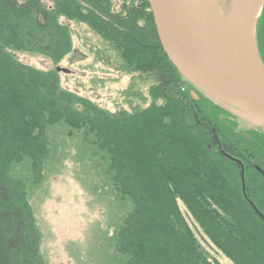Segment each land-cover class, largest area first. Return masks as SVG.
Here are the masks:
<instances>
[{
  "label": "trees",
  "instance_id": "1",
  "mask_svg": "<svg viewBox=\"0 0 264 264\" xmlns=\"http://www.w3.org/2000/svg\"><path fill=\"white\" fill-rule=\"evenodd\" d=\"M47 1L0 0V74L20 83L0 86L14 107L0 102V112L8 119L0 121L16 125L0 134V264H45L28 200L68 158L78 164L81 186L95 202L105 203L106 225L97 241L108 264H146L140 259L146 253L159 256L157 246L169 241H176L182 264H218L200 246L178 202L234 264H248L241 256L253 254L238 241L240 234L264 252V221L242 197L240 166L232 160L241 162L244 191L264 216V190L246 162L248 158L262 166L264 143L254 144L236 133L225 111L182 81L162 51L147 1ZM263 15L264 6L256 25L264 63ZM62 18L84 23L105 40V51L139 73L147 96L139 94L138 101L145 106L110 112L60 87V72L54 67L73 51ZM16 53L42 56L52 66L36 69L18 61ZM92 55L93 63L105 60L100 52ZM24 100L32 109L27 110ZM7 134L25 148L39 142V155L31 149H1ZM139 194L148 197L154 211L145 212ZM159 204L162 208L157 209ZM153 230L155 235H149Z\"/></svg>",
  "mask_w": 264,
  "mask_h": 264
},
{
  "label": "rangeland",
  "instance_id": "2",
  "mask_svg": "<svg viewBox=\"0 0 264 264\" xmlns=\"http://www.w3.org/2000/svg\"><path fill=\"white\" fill-rule=\"evenodd\" d=\"M44 3L49 4V1L44 0ZM60 23L65 24L70 30L69 33H71L70 36L73 44L72 53L64 57L57 64L60 68L68 70V73L61 72L58 75L61 88L84 97L110 112L128 109L127 107L129 105L145 106L138 101L141 95L147 96L145 86L140 85V75L138 72H130L127 65L123 64L112 52L105 51L104 49L107 47L105 40L95 31L85 26L84 23H77L73 20L63 18L60 19ZM263 24L264 15L262 21V30L264 33ZM93 51L100 52L101 55L105 56V60L103 59L100 62L93 63ZM13 56L21 63L36 69L46 70L52 66L44 57L39 55L16 53ZM6 83L8 85L11 84V86L17 83V86L20 87V83L17 80L13 79L11 81L8 75L4 76L0 74V86L4 88ZM27 85L30 86L29 83ZM3 92L2 90L0 91V102L8 108L13 109V104L8 102L10 100ZM198 99L199 97L196 96L194 100ZM22 103L27 110L32 109L34 106L32 105L30 107L25 100ZM206 108L210 112L213 111L212 106L208 107L206 105ZM0 119L8 120L1 112ZM14 126L16 127L14 124L9 122L6 124V122L1 120L0 134L2 128H6V131L10 132L11 127ZM234 128L237 131L238 128L236 126ZM236 133L243 136L257 134V131L255 129H243L238 130ZM219 135L222 141V136L221 134ZM15 139L18 140L17 137L7 134L3 138L1 149L5 151H14L17 149L16 151L24 150L27 152L31 149L37 151V155H39V142L36 145L30 144L25 148L20 143L13 144L12 142L16 141ZM120 141L125 144V141L122 139ZM251 142L256 144L254 141ZM216 146H219L217 139ZM76 175H79L78 164L73 159L68 158L58 168L57 172L45 181V184L30 195L28 203L33 211L34 220L41 235L39 250L45 264H108V260L102 248L98 247L97 241L98 236L103 233L106 225L107 215L105 203L99 200L95 202L88 190L78 182ZM139 196L142 197L140 204L145 212L155 210L151 202L147 201L148 197L146 195L143 197V194H139ZM14 197H17L16 193ZM178 207L189 227L192 229L195 238L200 246L208 253L209 257L216 260L218 264H234L202 234L179 202ZM160 208L162 207L159 204L157 209ZM143 217L139 219L142 220ZM145 218L146 216L143 219L144 224L147 223ZM134 229L131 226V232ZM152 232L155 235L154 230L150 231L149 235H152ZM134 241L136 243L144 242L139 239H134ZM225 241L228 242L226 239ZM238 241L243 242L250 252L253 251V254L245 253L241 256L245 262L248 264H264V252L260 247L258 249L257 246L251 245L249 241L244 240L241 234L238 236ZM166 243L167 246L156 245L162 252L159 256L162 261L165 257L171 258L172 261H168L166 258L164 259L167 261L166 263L159 261V256L155 253H152L155 256H149L146 253L140 260H144L143 262L146 264H148V261L152 262V264H182L183 262L178 256L179 252L175 248L176 241ZM229 243L231 244V242ZM140 246L142 247V245ZM231 247L242 252L237 244L233 243ZM133 252H135L134 248ZM180 254L183 256V251ZM1 260L2 262L4 261L2 252H0V262Z\"/></svg>",
  "mask_w": 264,
  "mask_h": 264
},
{
  "label": "water",
  "instance_id": "3",
  "mask_svg": "<svg viewBox=\"0 0 264 264\" xmlns=\"http://www.w3.org/2000/svg\"><path fill=\"white\" fill-rule=\"evenodd\" d=\"M146 1L162 51L181 79L247 127L264 131V63L256 43L264 0Z\"/></svg>",
  "mask_w": 264,
  "mask_h": 264
},
{
  "label": "flooded vegetation",
  "instance_id": "4",
  "mask_svg": "<svg viewBox=\"0 0 264 264\" xmlns=\"http://www.w3.org/2000/svg\"><path fill=\"white\" fill-rule=\"evenodd\" d=\"M227 114H228L229 121H231V122L233 121L235 126H236V128H238L237 131L238 130H243V129L244 130H251V128L247 127L246 124L244 122H242V120L234 117L232 114H229L228 112H227ZM246 128H248V129H246ZM256 131H257V134H255L254 136L253 135H247V136L245 135V136L247 137V139L249 141H253L254 140V142L260 141V142L264 143V131H260V130L259 131L256 130ZM218 148H220V147L218 146ZM235 160L236 161H234V160L233 161L238 163L240 168H243L241 162L238 159H235ZM261 160H262L261 161L262 166H258L255 162H253V161L249 160L248 158H246V162L247 163L249 162L250 165L252 166V168L255 171V177L260 182V184L264 187V157L263 156H262ZM242 187H243V189H242ZM241 190L244 191V185L241 186ZM257 214L259 215V217L261 219L262 218L264 219V216L261 214V212L257 213Z\"/></svg>",
  "mask_w": 264,
  "mask_h": 264
},
{
  "label": "bare ground",
  "instance_id": "5",
  "mask_svg": "<svg viewBox=\"0 0 264 264\" xmlns=\"http://www.w3.org/2000/svg\"><path fill=\"white\" fill-rule=\"evenodd\" d=\"M234 161H236L235 159H233ZM240 180H241V186L244 185V182H243V168H240ZM261 188L264 190V187L261 185ZM242 193V197L247 201V203L249 205H251L257 213H259L256 209V206L252 203L253 201L251 199L248 198V195L245 193V191H241Z\"/></svg>",
  "mask_w": 264,
  "mask_h": 264
}]
</instances>
